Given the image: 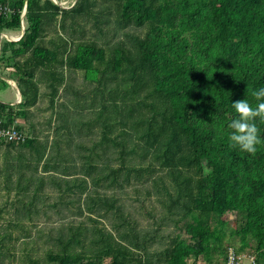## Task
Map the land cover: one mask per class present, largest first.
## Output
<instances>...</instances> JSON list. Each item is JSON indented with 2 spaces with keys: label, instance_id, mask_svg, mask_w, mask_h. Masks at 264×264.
<instances>
[{
  "label": "trees",
  "instance_id": "16d2710c",
  "mask_svg": "<svg viewBox=\"0 0 264 264\" xmlns=\"http://www.w3.org/2000/svg\"><path fill=\"white\" fill-rule=\"evenodd\" d=\"M0 4V33L26 4L23 36L1 42L21 102H0V128L22 132L21 116L30 131L0 140V264H221L236 238L264 264V145L222 135L231 103L264 86V0Z\"/></svg>",
  "mask_w": 264,
  "mask_h": 264
},
{
  "label": "clouds",
  "instance_id": "9594fccd",
  "mask_svg": "<svg viewBox=\"0 0 264 264\" xmlns=\"http://www.w3.org/2000/svg\"><path fill=\"white\" fill-rule=\"evenodd\" d=\"M207 76L209 77L208 73ZM251 97L252 99L244 97L231 103L230 119L222 131L229 147L242 154H255L264 145V129L261 128V124H264V86L253 88Z\"/></svg>",
  "mask_w": 264,
  "mask_h": 264
},
{
  "label": "rangeland",
  "instance_id": "374dc122",
  "mask_svg": "<svg viewBox=\"0 0 264 264\" xmlns=\"http://www.w3.org/2000/svg\"><path fill=\"white\" fill-rule=\"evenodd\" d=\"M74 1L75 0H63L61 2H56V1L55 2L57 4H59L60 6H62V7L70 8V7H72ZM10 35H12V36L19 35V31H16L14 33L11 32ZM2 71L3 70H1V72ZM6 73L8 74L7 77L10 79L11 78L10 71H7ZM75 85H77L79 87H84V85L82 84V77L79 74H77L75 76ZM43 87L44 86H42V85L40 87L41 90H42V92H44V88ZM8 101H12V103L10 104L12 106H17V102L19 101V99L17 98V101L14 102L15 101V93H14L13 89L10 86L7 87V88H5V89L2 88L0 90V102H2V103H8ZM58 103H60V100L57 101V104ZM47 105H48L47 99L42 97V98H40V102L37 104V106H39L38 109H36L37 106L30 109V111L32 112V114L35 116V119H34L35 120V123L36 122H39L40 123V124L39 123L35 124L36 129H38L36 133H37V135L39 136L40 139L41 138H44V135L43 134L46 131L44 129L46 126L44 125L43 121H45V119L49 116V114L51 112L48 108H46ZM58 105L56 106V109L57 110L59 109V106ZM16 121H17L16 122V125L17 126H20L22 128V131L24 133H26L27 136L30 137L29 127L25 123L24 118L21 117V116L16 117ZM2 151H3V149H2V147H0V165L3 162L2 155H1L2 154ZM0 180H1V177H0ZM5 196L6 195L2 196V193L0 192V206H1V202H3L4 200H6ZM224 219H226L228 221V228L233 229L234 226H235V219H234L233 215L226 214L225 217H224ZM232 244H233V249H238V247H239V240L237 238L234 239V240H232ZM241 254H244V253H241ZM215 261H218V263H221V264L223 262V261L221 262V259H219V258H215ZM196 264H207V258L206 257L200 258L196 262ZM243 264H247V263L244 261Z\"/></svg>",
  "mask_w": 264,
  "mask_h": 264
},
{
  "label": "built area",
  "instance_id": "2783aa9c",
  "mask_svg": "<svg viewBox=\"0 0 264 264\" xmlns=\"http://www.w3.org/2000/svg\"><path fill=\"white\" fill-rule=\"evenodd\" d=\"M25 8H26V4L24 5L20 15L19 29L16 30L19 31V35L12 36V35H8L7 32H2L0 33V43L3 40L8 41L6 40V38H9L10 40H12V42H17L21 39L22 33H24L25 30V14H24ZM11 14H12V10L7 5L0 4V17L5 18L7 21H11ZM26 138H27L26 133H24L23 131L19 132L15 130V128L13 127L7 129L0 128V140L6 143H23ZM244 261L247 264H255V260L253 256L238 253L232 247H229L225 251V259L222 262V264H243Z\"/></svg>",
  "mask_w": 264,
  "mask_h": 264
},
{
  "label": "crops",
  "instance_id": "0c3cea01",
  "mask_svg": "<svg viewBox=\"0 0 264 264\" xmlns=\"http://www.w3.org/2000/svg\"><path fill=\"white\" fill-rule=\"evenodd\" d=\"M14 32H16V31H13L12 33H14ZM10 33L11 32H7V34L8 35H10ZM12 42V41H11ZM7 71H9V70H3L2 72H1V78L8 84V86L7 87H11L12 89H13V91H14V93H15V101L14 102H16L17 101V98H18V91H19V89H18V87H17V84H16V81H14V80H12V79H9L8 77H7ZM9 81H11V83L15 86H12V85H10V83H9ZM6 87V88H7ZM18 90V91H17ZM20 93V92H19ZM21 95V94H20ZM12 103V101H8V103H5V104H8V105H10ZM17 122V121H16ZM27 136V135H26ZM1 147V146H0ZM1 180H3V177H1ZM0 192L3 194L4 193V191H3V188H0ZM5 194V193H4Z\"/></svg>",
  "mask_w": 264,
  "mask_h": 264
},
{
  "label": "water",
  "instance_id": "95a60500",
  "mask_svg": "<svg viewBox=\"0 0 264 264\" xmlns=\"http://www.w3.org/2000/svg\"><path fill=\"white\" fill-rule=\"evenodd\" d=\"M53 1H54V3H56L55 0H53ZM75 2H76V0L73 2V5L75 4ZM73 5H72V6H73ZM59 6H60V5H59ZM60 7H62V6H60ZM62 8H65V7H62ZM24 14H26V8H25ZM22 35H23V33H22ZM21 37H22V36H21ZM6 40H8V41H12V40H10L9 38H6ZM0 51H1V44H0ZM9 83H10V85L14 86V85L11 83V81H9ZM14 87H15V86H14ZM17 91H18V90H17ZM18 99H19V101L17 102V104L21 102V95H20L19 91H18Z\"/></svg>",
  "mask_w": 264,
  "mask_h": 264
}]
</instances>
